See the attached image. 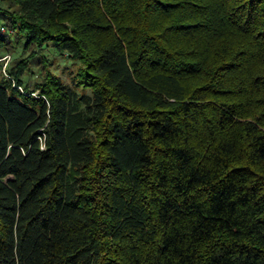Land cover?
<instances>
[{"label": "trees", "instance_id": "obj_1", "mask_svg": "<svg viewBox=\"0 0 264 264\" xmlns=\"http://www.w3.org/2000/svg\"><path fill=\"white\" fill-rule=\"evenodd\" d=\"M0 22V264H264V0H0Z\"/></svg>", "mask_w": 264, "mask_h": 264}, {"label": "rangeland", "instance_id": "obj_2", "mask_svg": "<svg viewBox=\"0 0 264 264\" xmlns=\"http://www.w3.org/2000/svg\"><path fill=\"white\" fill-rule=\"evenodd\" d=\"M10 53L12 55L11 63H13L15 57H17L21 52V45L20 46H10L8 49H0V55H4L5 53ZM48 59H54L57 61V64L53 66V69L60 74L62 78L69 81V69L74 67V64L71 60H67L63 58L61 55L53 52L52 50L48 51L47 53ZM41 73V66L37 61L30 62V69L25 71L23 75V81L27 84H32L34 81L40 78Z\"/></svg>", "mask_w": 264, "mask_h": 264}, {"label": "built area", "instance_id": "obj_3", "mask_svg": "<svg viewBox=\"0 0 264 264\" xmlns=\"http://www.w3.org/2000/svg\"><path fill=\"white\" fill-rule=\"evenodd\" d=\"M6 31H7L6 26L2 22H0V33H5ZM11 60H12V55L8 52L0 57V61L2 62L1 72L4 75L8 76L7 67L9 66V63L11 62Z\"/></svg>", "mask_w": 264, "mask_h": 264}]
</instances>
